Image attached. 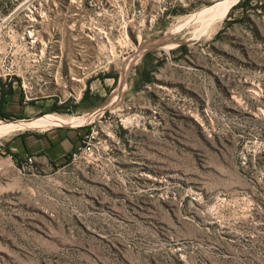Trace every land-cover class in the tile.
<instances>
[{"label": "rangeland", "instance_id": "374dc122", "mask_svg": "<svg viewBox=\"0 0 264 264\" xmlns=\"http://www.w3.org/2000/svg\"><path fill=\"white\" fill-rule=\"evenodd\" d=\"M242 1L0 0L2 93L36 108L0 121L84 117L0 138V264H264V0Z\"/></svg>", "mask_w": 264, "mask_h": 264}, {"label": "bare ground", "instance_id": "6f19581e", "mask_svg": "<svg viewBox=\"0 0 264 264\" xmlns=\"http://www.w3.org/2000/svg\"><path fill=\"white\" fill-rule=\"evenodd\" d=\"M220 6H221V9L223 8L222 10H224L223 12L225 13L227 11L228 5H225L223 7L222 5ZM224 13L218 19L217 18L216 19L222 20L224 18ZM73 118H62L60 116H45L44 118H41V119L31 120L28 122L25 121L21 123H6V122L0 121V138L5 137L6 135L10 134L11 132L15 130L19 131L21 129L25 130L27 128H37V127L47 128V127H55V126H60V125H64V126L79 125L83 123L84 117L83 118L79 117L75 119Z\"/></svg>", "mask_w": 264, "mask_h": 264}, {"label": "crops", "instance_id": "0c3cea01", "mask_svg": "<svg viewBox=\"0 0 264 264\" xmlns=\"http://www.w3.org/2000/svg\"><path fill=\"white\" fill-rule=\"evenodd\" d=\"M2 87V80H0V114H3L7 118H14L24 117L28 113L34 112L35 106H27L20 93L15 91V88H12L11 93L3 94ZM12 147H18V144L13 142Z\"/></svg>", "mask_w": 264, "mask_h": 264}, {"label": "built area", "instance_id": "2783aa9c", "mask_svg": "<svg viewBox=\"0 0 264 264\" xmlns=\"http://www.w3.org/2000/svg\"><path fill=\"white\" fill-rule=\"evenodd\" d=\"M94 136L91 134L88 138V142L85 144V146L80 150L81 151V154L84 153V154H90L92 152V145H91V141L93 140ZM26 163L28 165H31L33 163V160L32 158H28L26 160Z\"/></svg>", "mask_w": 264, "mask_h": 264}, {"label": "trees", "instance_id": "16d2710c", "mask_svg": "<svg viewBox=\"0 0 264 264\" xmlns=\"http://www.w3.org/2000/svg\"><path fill=\"white\" fill-rule=\"evenodd\" d=\"M250 0H243L242 2H239L235 7H243L249 3ZM0 118L6 119L7 117L4 116L3 114H0Z\"/></svg>", "mask_w": 264, "mask_h": 264}]
</instances>
